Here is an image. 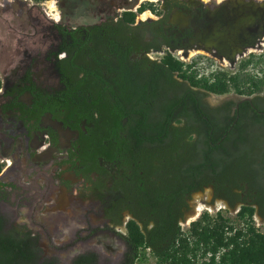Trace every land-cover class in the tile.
Listing matches in <instances>:
<instances>
[{
  "label": "flooded vegetation",
  "instance_id": "obj_1",
  "mask_svg": "<svg viewBox=\"0 0 264 264\" xmlns=\"http://www.w3.org/2000/svg\"><path fill=\"white\" fill-rule=\"evenodd\" d=\"M249 1L155 0L122 30H73L85 24L64 23L57 13H16L11 43L0 38V212L7 222L29 228L40 245V233L14 219L19 207L37 212L54 234L70 235L67 248L81 244L72 255L91 250L98 257L102 240L119 260L129 220L161 245L199 204L221 202L219 210L248 203L264 220L253 137L264 115V83L248 93L230 84L234 76L244 89L264 77L263 17L248 18ZM87 32L93 40L85 44ZM167 53L193 75L172 70L168 96L178 102L163 109L156 92L116 108L121 82H146ZM218 71L229 86L213 92L203 80ZM12 187L19 190L8 199ZM136 252L155 258L150 244Z\"/></svg>",
  "mask_w": 264,
  "mask_h": 264
},
{
  "label": "trees",
  "instance_id": "obj_2",
  "mask_svg": "<svg viewBox=\"0 0 264 264\" xmlns=\"http://www.w3.org/2000/svg\"><path fill=\"white\" fill-rule=\"evenodd\" d=\"M147 6H150V2L143 1L137 5L136 9L140 11ZM133 18L134 12L125 9L120 12V16L113 24L99 22L77 25L73 30L81 28L85 30L102 28L122 30L128 27L127 23L131 22ZM90 32L84 34L83 43L86 44L87 40H93ZM115 44L118 43L115 42ZM116 51L120 53L117 59L125 61V51ZM156 65H158L157 68L162 67L161 72L148 74L150 78L146 82L141 83L137 77H127L126 82H121L123 85L122 94L120 93V97L115 99L116 108L130 106L133 102L140 101L142 97H154L156 92L163 98V109H170L174 106V102H178L176 95L168 96L167 83L172 81L170 80L172 70H179L178 75L189 80L193 75L186 72L185 69L181 70L180 61L168 53L163 55L161 63ZM125 76L123 75V77ZM263 83L264 77L260 81H252V87L246 86L244 89H239L236 79L232 76L230 84L237 91L248 93L251 90H260ZM203 85L213 92L225 91L229 86L224 74L219 71L213 74V79L209 82L204 79ZM186 106L187 104L183 108ZM133 115L131 116L133 117ZM256 119L261 123L258 130L253 133L257 142L255 156L259 158L257 173L264 178V115ZM116 122L119 123V121ZM216 134L220 135L221 132L218 131ZM236 154L237 152L232 153V155ZM259 208V214L263 215L264 210H262L261 203H259ZM252 213L251 205L241 204L236 212L240 223L236 226L228 222V218L220 213L212 216L206 211H202L195 219L190 220L185 231L178 227L172 229L171 240L164 245L159 242L150 243L147 237L144 239V234L137 225L129 220L126 225L127 231L122 235L125 241L124 254L116 264H142L141 259L136 258V248L143 244H150L153 248L155 264H264V223L261 228L255 227L251 219ZM37 237L36 233L23 224L7 222L6 216L0 212V264H99L97 254L91 250L78 252L72 255L68 262L60 263L56 255L41 253ZM206 251H209L210 254L206 259L201 258Z\"/></svg>",
  "mask_w": 264,
  "mask_h": 264
},
{
  "label": "rangeland",
  "instance_id": "obj_3",
  "mask_svg": "<svg viewBox=\"0 0 264 264\" xmlns=\"http://www.w3.org/2000/svg\"><path fill=\"white\" fill-rule=\"evenodd\" d=\"M143 1L152 2L155 0H0V38L11 43L10 38L14 34L12 29L15 28V17L18 12L24 14V12L30 11L31 13H36L46 19H49L48 17L51 16L50 14L57 13V15L60 16V20L64 23L71 25L88 24L95 22L104 16L119 13L125 9L132 10L134 16L135 14L138 15L140 11L148 9L144 8L140 11L136 9L137 5ZM49 2L53 5V11L47 7L49 6ZM258 59L261 63L264 62V54H260ZM3 60L4 58L0 56V67ZM9 190H11V192L8 193V199H10V197L13 198L19 189L12 187ZM19 208V211H15L14 219H24L25 222L27 221L29 227L40 233V248L43 255L54 254L57 256L60 263H66L74 252L81 249V244L79 246L77 243L67 248L66 244L69 243L70 235L65 238L59 237L58 234H54L51 231L54 228L52 225H49L47 221H42L43 216L39 218L37 212H31V214L22 213L21 210H23V208ZM14 210H17V208H14ZM233 210L234 208H219V210L213 209L210 211L203 209V211H206L212 216L216 213L222 212L227 215L228 222H231L234 225H239L240 222L235 219L236 217L233 215ZM251 219L255 227L261 228L264 220H260L259 217L253 213ZM47 220H49L48 217ZM190 220L192 219H189V221L181 225V230H186ZM68 221H72L70 220V217H68ZM77 224H80V221L77 222ZM106 236L105 239L109 238V235ZM100 242H102L103 245L99 243V246H97V249L99 250L97 257L99 264H115L118 258L113 257L110 248L104 244V241L100 240ZM140 259L142 264H155L154 259L149 253H144L143 258Z\"/></svg>",
  "mask_w": 264,
  "mask_h": 264
},
{
  "label": "water",
  "instance_id": "obj_4",
  "mask_svg": "<svg viewBox=\"0 0 264 264\" xmlns=\"http://www.w3.org/2000/svg\"><path fill=\"white\" fill-rule=\"evenodd\" d=\"M249 5V11L246 15H248V18H255L256 16L263 17V24L261 26V29H264V0H252L248 2ZM252 43H245L244 45L248 46Z\"/></svg>",
  "mask_w": 264,
  "mask_h": 264
},
{
  "label": "bare ground",
  "instance_id": "obj_5",
  "mask_svg": "<svg viewBox=\"0 0 264 264\" xmlns=\"http://www.w3.org/2000/svg\"><path fill=\"white\" fill-rule=\"evenodd\" d=\"M49 6H47L51 11H53V5L51 2L48 3ZM143 16H145V14L143 13ZM218 207H224V205L221 203V202H216L215 206H212V205H207V204H199L198 205V208L194 211L193 214H191V216H189L188 220L189 219H193L197 216V214L200 212V211H203V209L205 210H213V209H216Z\"/></svg>",
  "mask_w": 264,
  "mask_h": 264
},
{
  "label": "built area",
  "instance_id": "obj_6",
  "mask_svg": "<svg viewBox=\"0 0 264 264\" xmlns=\"http://www.w3.org/2000/svg\"><path fill=\"white\" fill-rule=\"evenodd\" d=\"M263 48H264V46H263ZM237 210H238V207H236L234 210H233V215H235V219H237V220H239L238 219V217L236 216V212H237ZM222 216H224V217H226L227 215H225V214H223L222 212H219ZM239 222H240V220H239ZM237 226V225H236ZM210 254V252L209 251H206L205 253H204V255L201 257V258H204V259H206L207 258V256ZM198 255V254H197ZM216 256H217V252H216V254H215Z\"/></svg>",
  "mask_w": 264,
  "mask_h": 264
}]
</instances>
